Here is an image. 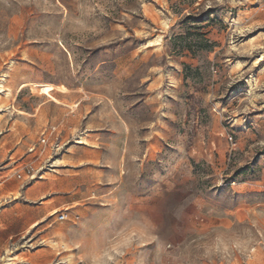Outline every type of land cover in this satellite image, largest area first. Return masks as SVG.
I'll return each mask as SVG.
<instances>
[{
  "label": "rangeland",
  "instance_id": "obj_1",
  "mask_svg": "<svg viewBox=\"0 0 264 264\" xmlns=\"http://www.w3.org/2000/svg\"><path fill=\"white\" fill-rule=\"evenodd\" d=\"M263 40L264 0H0V264H264Z\"/></svg>",
  "mask_w": 264,
  "mask_h": 264
},
{
  "label": "built area",
  "instance_id": "obj_2",
  "mask_svg": "<svg viewBox=\"0 0 264 264\" xmlns=\"http://www.w3.org/2000/svg\"><path fill=\"white\" fill-rule=\"evenodd\" d=\"M56 135L57 134V128H52L49 132H42L40 134L39 140H38V150H39V154L43 153V149L45 147H49L50 152H51V156L49 158V160H47V164L50 166H54L55 165V156H57V154L60 152L61 150V146H60V142L57 141V137H55V139H52L51 136L52 135ZM37 149L35 148V146H32L31 148H29L28 152L29 153H34ZM42 176L39 175V178H41ZM30 179H33L34 176L30 175L29 176ZM65 216L64 215H60L57 217V221L62 222L64 221Z\"/></svg>",
  "mask_w": 264,
  "mask_h": 264
},
{
  "label": "crops",
  "instance_id": "obj_3",
  "mask_svg": "<svg viewBox=\"0 0 264 264\" xmlns=\"http://www.w3.org/2000/svg\"><path fill=\"white\" fill-rule=\"evenodd\" d=\"M66 117V115L64 116V118ZM64 118L63 119H61L57 124H54V125H51L48 129H46V128H44L41 132H40V134L42 133V132H44V131H46V132H49L52 128H57V134L55 135H52L51 136V138L52 139H55V137L56 136H58L59 135V128H60V125L64 122ZM40 134H39V137H40ZM79 145H85V144H79ZM31 148V147H30ZM28 150H29V148H28ZM9 164V163H8ZM8 187L10 188V187H12V186H7V189H8ZM27 193V192H26ZM6 202L9 204V207H5V209L3 210V211H10L11 209H14V208H16L17 206H19L20 204L18 203V198L16 197L15 198V196H14V194L11 192V193H9V196L6 198ZM43 204V203H42ZM42 204H41V206L40 207H36V209H42ZM22 207V206H21ZM24 208V207H23ZM55 212V211H54ZM53 213V212H52ZM51 213V215H53ZM55 214V213H54ZM24 218L25 219V226L26 225H29L31 222H33L34 220H36V218L38 217V212H36V213H28L26 216H20V218ZM46 218V217H45ZM42 220H43V218L42 219H40V221L42 222ZM2 246V244H0V247Z\"/></svg>",
  "mask_w": 264,
  "mask_h": 264
},
{
  "label": "bare ground",
  "instance_id": "obj_4",
  "mask_svg": "<svg viewBox=\"0 0 264 264\" xmlns=\"http://www.w3.org/2000/svg\"><path fill=\"white\" fill-rule=\"evenodd\" d=\"M160 14V13H159ZM160 38V37H159ZM158 38V39H159ZM158 39H156V40H158ZM156 40L154 41V42H156ZM264 41V40H263ZM149 42V41H148ZM150 43H152V42H150ZM155 45H157V44H155ZM151 46V45H150ZM264 82V81H263ZM2 88H4V87H2ZM254 88V87H253ZM5 90H0V103H1V100L2 99H5V100H8L9 99V97L6 95V96H2L1 94L4 92ZM12 109V108H11ZM86 133H82L81 135H80V142L78 143H76V144H84L83 143V140H82V138H83V135H85ZM63 163H64V161L63 160H61V159H59L58 160V162H57V164H59V165H63ZM16 198V197H15ZM51 241H53V240H51ZM48 243H53V242H48ZM56 243H53L52 245H55ZM61 245L63 246V242H61ZM51 247H53V246H51ZM57 250V254H59L60 252H59V249H56ZM13 254V253H12ZM71 255V254H70ZM8 256V255H7ZM69 256V255H68ZM14 258H10V257H8L7 259L6 258H4V264H16V263H13V261L15 260V261H19V258H18V256L17 255H15V256H13ZM65 258V257H64ZM2 262H3V260H2ZM24 263H26V264H28L29 262H24ZM3 264V263H2Z\"/></svg>",
  "mask_w": 264,
  "mask_h": 264
}]
</instances>
